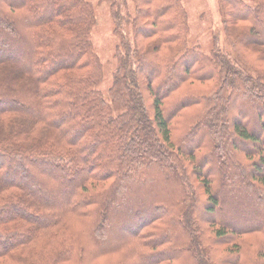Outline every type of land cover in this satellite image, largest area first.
Here are the masks:
<instances>
[{
    "label": "trees",
    "instance_id": "16d2710c",
    "mask_svg": "<svg viewBox=\"0 0 264 264\" xmlns=\"http://www.w3.org/2000/svg\"><path fill=\"white\" fill-rule=\"evenodd\" d=\"M110 1L107 100L90 2L0 0V264H264V0H220L234 55Z\"/></svg>",
    "mask_w": 264,
    "mask_h": 264
},
{
    "label": "rangeland",
    "instance_id": "374dc122",
    "mask_svg": "<svg viewBox=\"0 0 264 264\" xmlns=\"http://www.w3.org/2000/svg\"><path fill=\"white\" fill-rule=\"evenodd\" d=\"M93 7L95 15V25L91 32V40L94 51L100 58L104 68V80L98 86V90L109 100V90L112 86L113 74L116 70V48L121 42V37L115 32V22L112 15V4L110 0H86ZM119 11L123 16V34L133 42V31L130 20L134 16L135 5L132 0H117ZM189 16L191 32L188 39L190 48H197L203 53L209 54L213 48L214 39H218L221 46L230 54H233L230 43L227 39L223 25V14L220 0H183ZM21 55V53H20ZM152 99L149 97L148 103ZM240 105V100L236 101ZM148 104V105H149ZM243 111V109H241ZM42 195L41 192H37ZM151 211L145 212L149 215ZM222 218L232 222L239 227L237 218L228 214H221ZM246 225L259 221L254 216L245 217ZM128 230L124 227L116 232V239L126 235Z\"/></svg>",
    "mask_w": 264,
    "mask_h": 264
}]
</instances>
